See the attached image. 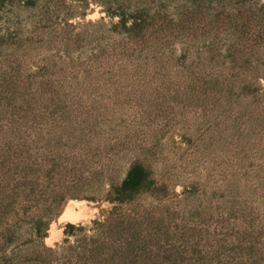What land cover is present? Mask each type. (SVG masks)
Returning a JSON list of instances; mask_svg holds the SVG:
<instances>
[{
	"label": "rangeland",
	"instance_id": "obj_1",
	"mask_svg": "<svg viewBox=\"0 0 264 264\" xmlns=\"http://www.w3.org/2000/svg\"><path fill=\"white\" fill-rule=\"evenodd\" d=\"M0 264H264V0H0Z\"/></svg>",
	"mask_w": 264,
	"mask_h": 264
},
{
	"label": "trees",
	"instance_id": "obj_2",
	"mask_svg": "<svg viewBox=\"0 0 264 264\" xmlns=\"http://www.w3.org/2000/svg\"><path fill=\"white\" fill-rule=\"evenodd\" d=\"M142 169L139 166H134L131 168L128 176L123 181L122 186L118 191V195L121 197V192H134L141 187L142 184ZM117 201H122L121 198H116Z\"/></svg>",
	"mask_w": 264,
	"mask_h": 264
},
{
	"label": "bare ground",
	"instance_id": "obj_3",
	"mask_svg": "<svg viewBox=\"0 0 264 264\" xmlns=\"http://www.w3.org/2000/svg\"><path fill=\"white\" fill-rule=\"evenodd\" d=\"M53 238V237H52ZM52 238H48L47 240H48V242H51L52 241Z\"/></svg>",
	"mask_w": 264,
	"mask_h": 264
}]
</instances>
